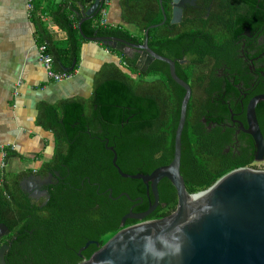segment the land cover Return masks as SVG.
Here are the masks:
<instances>
[{"label":"trees","instance_id":"trees-1","mask_svg":"<svg viewBox=\"0 0 264 264\" xmlns=\"http://www.w3.org/2000/svg\"><path fill=\"white\" fill-rule=\"evenodd\" d=\"M70 2L69 6L53 0L44 5L38 0L32 1L38 42L47 45L54 69L61 72L69 71L75 60V68L78 67L81 48L87 39L78 26L82 12L77 4L81 3L87 11L93 0ZM122 4L125 22L136 31L125 26L101 25L99 12L82 24L83 33L87 37L114 36L143 43L146 30L164 20L160 0H123ZM164 6L168 18L164 24L150 29L149 45L170 59L183 58L187 53L184 50L188 41L186 30L174 34L169 0H164ZM101 8L107 7L102 4ZM46 13L67 33L64 44L56 43L49 33L43 18ZM106 47L123 58L120 64L109 62L102 66L95 77L91 98L38 105L37 124L53 133L51 158L42 162L36 171L0 168V224L9 229L6 238L10 242L7 264H74L89 259L122 229V218L134 205L136 213L148 209L150 201H154L152 192L148 197L142 180L119 174L107 143L116 149L119 167L129 174H149L170 164L174 158L185 89L173 80L167 63L156 59L146 70H141L137 66L138 56L129 57ZM177 71L188 83L190 67L178 63ZM256 92L264 93V89ZM206 109L196 106L195 99L190 100L182 135L181 173L189 193L208 189L234 169L252 167L251 160L234 161L222 153L220 128L209 132L200 129L199 120ZM230 109L235 111L234 107H224L221 111L229 115ZM257 117L264 136V101L257 106ZM7 152V161L26 160L10 147ZM33 173L53 174V184L48 188L50 199L45 205L22 189L23 179ZM122 193L129 194L131 199L120 196ZM159 195L160 204L147 219L165 217L176 209L177 190L166 178L159 183ZM139 197L142 200L133 201ZM137 222L128 219L126 226ZM89 240H97L99 246L91 244L80 257L79 250Z\"/></svg>","mask_w":264,"mask_h":264},{"label":"water","instance_id":"water-1","mask_svg":"<svg viewBox=\"0 0 264 264\" xmlns=\"http://www.w3.org/2000/svg\"><path fill=\"white\" fill-rule=\"evenodd\" d=\"M160 3L164 20L146 30L143 43L114 36L87 37L82 24L99 13L102 0H94L87 11H82L78 26L85 39L100 42L129 57L139 55V67L144 63L148 66L156 59L167 63L173 80L185 89V95L176 130L174 158L170 164L158 167L149 174L125 173L117 163L116 149L106 144L107 149L114 154L112 162L119 174L125 178L142 180L147 186L148 197L152 192L154 201H150L148 209L140 213L133 211L134 205L123 216L122 229L89 259L76 264H264V170L240 167L223 175L204 191L189 193L187 190L181 173L182 135L192 89L177 74L175 61L156 53L149 45L150 29L164 24L168 18L163 0ZM76 64L77 60L69 71H73ZM262 101L264 94L251 99L246 129L255 140L256 160L259 162L264 161V136L257 117V106ZM164 178L177 190V207L165 217L147 219L160 204L159 183ZM43 183L42 177L33 173L22 181L21 186L30 197H34L36 191L40 192ZM40 194L50 198L47 190ZM122 195L130 198L127 193ZM138 200L142 198L133 201ZM128 219L139 222L126 226ZM7 233V226L0 224V238ZM93 243L99 245L97 241L89 240L78 255L82 257V252ZM8 249L7 244L0 247V264H6Z\"/></svg>","mask_w":264,"mask_h":264},{"label":"flooded vegetation","instance_id":"flooded-vegetation-1","mask_svg":"<svg viewBox=\"0 0 264 264\" xmlns=\"http://www.w3.org/2000/svg\"><path fill=\"white\" fill-rule=\"evenodd\" d=\"M169 11L174 34L185 29L188 40L184 57L172 59L176 72L178 63L190 67L191 99L196 106L208 108L200 117V129L209 132L220 128L225 156L234 161L251 160L252 165L261 163L256 160L255 140L246 129L251 99L264 94L256 92L264 89V0H169ZM148 66L144 63L140 69ZM224 107H234L235 111L230 109L228 115L221 111ZM41 177L40 192L48 191L53 174ZM40 192L32 198L45 205L50 198ZM8 235L0 238V247L7 244L10 249Z\"/></svg>","mask_w":264,"mask_h":264},{"label":"crops","instance_id":"crops-1","mask_svg":"<svg viewBox=\"0 0 264 264\" xmlns=\"http://www.w3.org/2000/svg\"><path fill=\"white\" fill-rule=\"evenodd\" d=\"M49 1L38 0L42 5ZM53 1L71 4V0ZM122 1L110 0L107 8L109 26H125L136 31L123 18ZM77 6L82 12V4ZM43 18L55 42L64 44L67 33L53 21L50 13L44 14ZM39 45L26 0H0V144L26 159H11L6 167L8 171H35L53 155V133L37 124L41 102L58 104L70 98H91L95 77L102 66L109 62L120 64L123 58L100 42L87 40L81 48L73 76L57 82L46 75L39 60Z\"/></svg>","mask_w":264,"mask_h":264},{"label":"built area","instance_id":"built-area-1","mask_svg":"<svg viewBox=\"0 0 264 264\" xmlns=\"http://www.w3.org/2000/svg\"><path fill=\"white\" fill-rule=\"evenodd\" d=\"M33 0H26L27 2V8L32 12L33 10ZM110 3V0H102V4H105L106 7L108 8V5ZM107 8L100 9L99 12H101V19L100 23L101 25L107 27L109 26V23L107 21ZM38 52H39V60L42 62L43 67L45 69L47 77L52 80V81H64L69 78H71L74 74V71H57L54 69V60L51 54L48 53L47 51V45L45 43L40 44L38 47ZM8 146H5L3 144H0V168L4 169L8 165V152H7ZM258 165V164H257ZM257 165H252V169H258L261 170Z\"/></svg>","mask_w":264,"mask_h":264},{"label":"rangeland","instance_id":"rangeland-1","mask_svg":"<svg viewBox=\"0 0 264 264\" xmlns=\"http://www.w3.org/2000/svg\"><path fill=\"white\" fill-rule=\"evenodd\" d=\"M135 30H136V28H135ZM29 164L31 165L32 162H29ZM257 166H258L259 168H261V170H264V162L259 163Z\"/></svg>","mask_w":264,"mask_h":264}]
</instances>
